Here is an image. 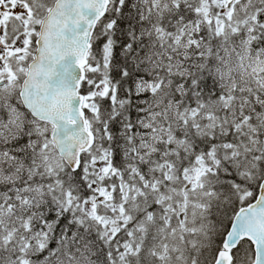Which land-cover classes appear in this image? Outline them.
Here are the masks:
<instances>
[{
  "label": "snow or ice",
  "instance_id": "6c2138e0",
  "mask_svg": "<svg viewBox=\"0 0 264 264\" xmlns=\"http://www.w3.org/2000/svg\"><path fill=\"white\" fill-rule=\"evenodd\" d=\"M0 264H264V0H0Z\"/></svg>",
  "mask_w": 264,
  "mask_h": 264
}]
</instances>
